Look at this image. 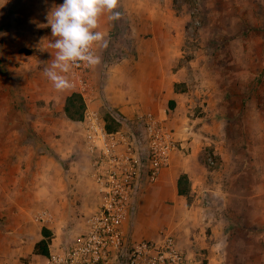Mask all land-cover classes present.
Here are the masks:
<instances>
[{
	"label": "rangeland",
	"instance_id": "374dc122",
	"mask_svg": "<svg viewBox=\"0 0 264 264\" xmlns=\"http://www.w3.org/2000/svg\"><path fill=\"white\" fill-rule=\"evenodd\" d=\"M62 3L0 0V264H24L26 230L49 209L54 181L36 172L46 142L72 151L81 141L80 121L64 112L73 88L58 91L45 75L56 52L47 17ZM117 10L99 64L110 105L184 117L201 134L203 166L190 169L197 201L166 199V214L179 217H161V229L175 231L188 264H264V0H119ZM176 81L187 90L174 94Z\"/></svg>",
	"mask_w": 264,
	"mask_h": 264
},
{
	"label": "built area",
	"instance_id": "2783aa9c",
	"mask_svg": "<svg viewBox=\"0 0 264 264\" xmlns=\"http://www.w3.org/2000/svg\"><path fill=\"white\" fill-rule=\"evenodd\" d=\"M92 67L73 64L67 76L86 106L81 136L90 155L97 204L84 216V231L71 244L51 251L46 264H188L173 230L161 229L159 238L143 239L126 230V224H134L146 185L158 180L181 150L180 134L152 112L125 115L113 108L105 83L94 81ZM96 100L104 112L90 106ZM52 219L48 210L35 214V221Z\"/></svg>",
	"mask_w": 264,
	"mask_h": 264
},
{
	"label": "crops",
	"instance_id": "0c3cea01",
	"mask_svg": "<svg viewBox=\"0 0 264 264\" xmlns=\"http://www.w3.org/2000/svg\"><path fill=\"white\" fill-rule=\"evenodd\" d=\"M114 24L115 23H113L112 20L107 19L105 14V16L100 18L98 30L104 32L105 37H107L108 35L106 34H108L110 31L112 32L114 29ZM103 48L104 47H102V49L101 47H98L95 49L96 55L100 57V63L104 56V53L102 52ZM99 64L92 67L91 73L96 83H105L106 97L108 101H110L109 95H107V81L105 80L107 77H105L103 74V69L100 71L101 67ZM130 79H133L131 74ZM140 83L142 82L140 81ZM173 92L177 95L183 91L177 92L174 89ZM176 98L177 97L174 96V99L172 100H175L176 102ZM101 104L102 103L100 100H96L91 102L90 106L101 109L102 112H104ZM111 104L114 105V103ZM22 118L27 122L29 121L27 117ZM73 123V126L77 127L76 122L73 121ZM167 124H169L180 134L182 148L175 153L172 164L163 170L159 179L154 182H149L144 188L143 193L140 195L133 224L134 226L126 224L127 234L135 239L154 238V236H156V234H158L159 230L161 229V217L168 216L170 221L174 220L172 219L173 216L174 218L176 217V219L179 217V215L176 216V213V215H174L173 212L166 214L167 212L164 210V201L166 199L175 200L179 203L178 206H180V208H182L181 206L187 203L186 197L179 195L178 193L177 180L181 173L186 172L189 175L192 192L194 194L197 192L194 182L192 181L193 178L190 169H192V164L198 168H202L203 166L201 161H199L200 164L197 162V158L199 157L200 159L203 152V149L198 147V144L196 145V142L198 140L200 141V139L197 138H201V134L194 133L196 134L195 136L193 131H187L186 129L188 127L185 126L186 122L184 117H174L171 121L167 122ZM78 125L82 127L81 121L78 123ZM175 125H181V127H176ZM42 132L44 131L42 130ZM46 144V149L48 152H46L44 155H40V157L36 160V172L41 176L40 183H43V180H45V178L48 176H50L54 181V184L51 187L52 190L50 195L45 196L44 198V200L49 203V209H42L48 210L50 213H52L53 219L50 222L35 221L41 224L35 226L33 229H29V227L26 230V239L24 240L23 245L25 246L26 250H29L28 254L30 256L20 258L30 259L29 264H45L46 262L47 256L33 254L35 244L43 237V227L49 228L53 233L52 243L50 244V252L57 250L64 245H69L84 231V216L94 210L97 204L95 184L89 175L90 155L83 147L82 136L79 145L74 146L72 151L64 149L62 143H59V141L51 138L46 142ZM191 145L194 146L192 153L190 156H187L188 158L184 157L185 155L183 151L189 150ZM46 149L41 147L40 151L43 152ZM59 152L66 154L69 159L67 161L63 159ZM41 197L42 195L40 194V198ZM194 199L195 200L191 204L192 206L197 201V197ZM139 210L141 211V214L138 219L137 215ZM150 210L152 211L153 215L150 214L149 216ZM178 241L180 246L184 249V244L179 239ZM185 246H187L186 243Z\"/></svg>",
	"mask_w": 264,
	"mask_h": 264
},
{
	"label": "clouds",
	"instance_id": "9594fccd",
	"mask_svg": "<svg viewBox=\"0 0 264 264\" xmlns=\"http://www.w3.org/2000/svg\"><path fill=\"white\" fill-rule=\"evenodd\" d=\"M119 0H63L48 13L51 29V47L56 50L51 66L45 69L46 77L58 91L72 87L65 75L73 64L92 67L100 63L95 49L106 48L105 33L99 31L100 18L107 14L109 20H118ZM43 51V50H41Z\"/></svg>",
	"mask_w": 264,
	"mask_h": 264
},
{
	"label": "trees",
	"instance_id": "16d2710c",
	"mask_svg": "<svg viewBox=\"0 0 264 264\" xmlns=\"http://www.w3.org/2000/svg\"><path fill=\"white\" fill-rule=\"evenodd\" d=\"M174 89L177 92L186 91L187 90L186 83L176 82L174 83ZM169 103L170 106H172V108H174L176 105L175 100H170ZM85 107L86 106L81 95L79 93L72 92L66 98L64 105V112L69 119L75 121H81L84 116ZM205 156L206 158L212 157L213 159L219 162V156L215 154V150L212 148L207 149ZM177 188L179 195L185 196L187 199V204L188 206H190L194 201L195 194L192 192L191 181L189 175L186 172L180 174L177 180ZM42 234L43 237L34 246L33 254L48 256L50 253V244L52 243L53 233L49 228L43 227ZM21 260L25 264H29L30 261V259L28 258H21Z\"/></svg>",
	"mask_w": 264,
	"mask_h": 264
},
{
	"label": "bare ground",
	"instance_id": "6f19581e",
	"mask_svg": "<svg viewBox=\"0 0 264 264\" xmlns=\"http://www.w3.org/2000/svg\"><path fill=\"white\" fill-rule=\"evenodd\" d=\"M158 72H159V71H158ZM134 76H136V73L131 74V77H132V78H134ZM148 76H149V75H148ZM148 76H147V77H148ZM135 78H136V77H135ZM151 78H152V77H150V79H151ZM140 81H141L142 83H144V80L141 79V78H140ZM146 84H147V83H146ZM149 84H150V83H149ZM141 87H142V86H141Z\"/></svg>",
	"mask_w": 264,
	"mask_h": 264
}]
</instances>
